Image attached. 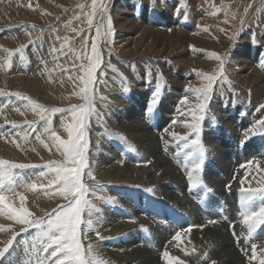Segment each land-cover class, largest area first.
Segmentation results:
<instances>
[{
	"label": "rangeland",
	"instance_id": "rangeland-1",
	"mask_svg": "<svg viewBox=\"0 0 264 264\" xmlns=\"http://www.w3.org/2000/svg\"><path fill=\"white\" fill-rule=\"evenodd\" d=\"M100 3L103 4V9H100ZM81 5L84 6L83 10ZM90 12L91 0H0V159L10 163L36 165V167L14 170L20 174L21 185L37 184L35 190H26L23 186L18 187V191L26 197L23 206L33 213L30 219L47 220L49 214H53L54 210L65 205L67 201L58 194H54L47 187L48 181L54 173L45 166L49 165L51 161L63 162L65 157L60 151H57L56 143L44 131L46 125L40 119L41 113L34 110V105L29 104V100L49 110L43 115L51 118L52 130L61 139L66 140L68 137L64 131V126L68 123H74L71 116L72 108L74 106L78 108L85 103L79 95L80 89L83 87L80 79L83 72L80 70V65H87L88 60L86 58L78 59L77 54L82 55L87 52L88 55H91L95 27L89 31V26L86 23V14ZM241 15L245 16L242 17ZM76 16H79L80 19H75ZM101 16L105 19L101 20ZM109 17L114 35L111 37L102 36L98 41V51L101 53L102 63L95 73V84L91 86L95 112L89 117L86 129L88 146L85 156L88 167L84 169L82 180L86 186H89L90 190L86 198L93 205L91 217L86 211L83 220L87 221L91 218L93 227L90 229L85 224L81 225V245L85 254L88 253V246L91 245L92 254L103 260L105 264H113L117 259L116 264H125L124 260L127 262L134 258L137 259H135L136 261L140 258L137 263L143 264L150 258L148 255L153 254L148 250L149 244L150 246L154 245L155 242L160 244V241L153 234L154 230L157 229L158 222L164 224L170 221L172 225L170 224L167 230H170V233L174 235L172 240L176 234L183 233V230L180 228L177 230L174 227L179 226L182 220L175 213L176 211L172 210L173 207L169 206H175L170 199L168 204L165 203L167 206L165 215L152 218L149 210L147 214H142L141 219L143 220H132L134 224L131 218L124 215L128 209L121 210V208L126 207L120 206L119 196L125 204L127 203L126 206L134 205L141 196L143 200L146 199L147 201L150 199L152 201L155 196L154 199L159 201L155 203L158 205L157 208H154L160 210L155 215H160L162 211V204L160 203L165 200L164 195L161 197L162 199L156 198L157 195L161 196L160 192L150 191L151 187L146 186L151 175V164L135 162V154L146 152L153 155L154 151L161 154L162 148L167 153L169 150L176 154L182 152L180 158L182 163L175 165L178 166L179 170L183 166L184 173L182 170L179 172L181 181L187 177L189 180L190 166L192 165L196 171L195 165L199 162H201V164L199 163L201 166L197 170L198 175L206 173L208 177L215 178L216 174V178L220 180V176L223 177L228 172L226 150L235 147V151L238 150V153L241 154L253 152L255 151L253 147L256 145L255 135L263 136L259 131V122L264 120V93L258 96L257 92L264 91L261 89L264 88L262 87L264 85V0H98V14L94 20V25H102L101 32L103 33L107 31V18ZM72 28H76L77 32H73ZM152 33L155 36L151 39ZM64 38L68 39V44L63 46V50H60ZM85 38L88 41L87 47L84 46ZM141 39L142 41H140ZM171 40L175 41L172 42ZM201 41L205 43L215 41V45H219L220 48L214 53L209 50L207 55L201 54V49L195 47V43L200 44ZM5 49L14 55L9 57L8 51ZM21 49L24 53L23 58L18 52ZM53 49L59 51H53ZM206 51L208 52L207 49ZM212 57H215L214 60ZM178 58L189 60L191 64H193L191 60L194 59V64L196 63L199 68H193L190 66L191 64L187 68L180 67V64L178 67ZM234 60L235 62H233ZM244 61L247 62L245 66ZM176 67L177 69L174 71ZM113 68L116 71H113ZM245 74L248 76L251 74V76L245 79L243 77ZM174 75H177L175 78L177 81L171 82ZM186 75L188 76L186 77ZM254 75L258 77L255 82ZM184 76L191 79L187 81ZM240 76L241 79L238 78ZM207 77H213V79L208 99L205 101L203 95L195 90L204 89L209 85ZM242 79L247 80L246 83ZM248 79L250 80L248 81ZM178 81L182 82V85L178 84ZM259 82L260 84H258ZM256 83L257 85H255ZM20 96L29 99L21 100ZM154 97L157 102L152 104ZM201 105H204L203 111ZM54 109L60 111L52 112ZM226 121L231 123L227 124ZM197 123H199L201 132L199 136L196 135V130L192 127ZM13 124L19 127H13ZM140 124L145 128L149 127L146 130L150 133L143 131L141 133L144 134L136 135L134 128L137 129ZM202 126L210 130L228 129V134L221 135L225 138L221 139L217 134L221 130L217 133H211L213 136L209 137L212 142L205 135ZM249 128H256L258 131L257 134H249L246 138L245 134L249 133ZM25 135H27V139L24 138ZM184 137L187 139H183ZM232 137L239 140L240 147L233 144V140H230ZM194 139H199L200 144L205 145L203 154L199 152V156L197 149L190 144L191 140ZM144 143H151L152 147L149 148ZM259 143L263 144L259 148L264 149V143L261 141ZM45 144L48 147H45ZM159 146L161 147L159 148ZM183 147L186 150L184 153ZM189 148L191 152L188 150ZM214 154L215 161L213 160ZM172 162L175 161L172 160ZM249 162L240 169L236 166L230 167L229 179L223 177L220 182L224 187L226 186L227 192L236 190L241 193L242 188H256V186H260L258 183H264V157L253 158ZM148 166L149 168H147ZM246 166L248 169L243 170ZM207 168L213 172L212 175L203 171ZM89 171L94 179L88 177ZM42 172L44 173L43 176L41 175ZM231 175L234 176L236 188L234 186L228 188L227 186L228 182H232ZM198 179L201 181L200 186L194 188V191L190 193L185 192L187 198L184 197V199L194 201L197 206L200 204L201 196L204 197V202L209 201L210 196V193L205 189L207 185H205L204 175ZM251 183H255L256 186L249 185ZM111 186L115 188L112 190ZM170 186L180 189L181 182L174 181ZM223 186L220 191H222ZM250 186L252 187L249 188ZM263 186L264 184L259 188ZM132 196L134 199H129ZM239 196L235 209L237 211V208H240V212H242V195ZM7 199L13 207H20L19 197L8 196ZM260 203L261 201L257 200L253 207L258 209ZM231 207L233 206L227 208H230L232 212ZM221 211L215 210L214 213L222 215ZM5 214L0 215V249L7 247L8 251L4 257L0 258V264H29L30 261L31 264H35L36 256L32 246L40 247V229L29 225H20ZM142 215L138 214V216ZM206 218H211V216L202 219ZM214 221V224L217 225L218 220ZM148 222H153V226ZM184 222L187 225L184 230L201 229V222L199 223L200 227L196 224L192 225L188 220H184ZM234 222L235 226L233 227L231 225ZM234 222L222 223V227L219 226V228L226 235L232 236L237 242V246H252V242L256 239L249 240V244L247 243L248 240L245 237H247L248 231L243 224V218L240 222ZM144 224L145 227H143ZM228 224H230L229 228ZM118 225L122 228L119 229ZM107 226L113 228L108 230ZM172 227L174 228L171 230ZM235 227H239V229L233 230ZM261 227L262 225L258 227L256 233L260 232ZM145 233L151 235L148 234L146 237ZM261 233L264 234V229ZM260 234L257 236L260 237ZM188 235L189 239L194 236L193 233ZM181 237L185 238L186 236L183 233ZM154 239L156 241H152ZM9 241H11L10 245ZM86 241L88 244L85 243ZM98 244L101 246L99 247ZM234 248V246L232 249L228 247L231 254L238 252L233 250ZM106 249L109 254L106 253ZM179 249L181 250V248ZM222 252L225 253L223 249ZM239 253L244 254V251L239 249ZM88 258L91 259V256ZM191 260L187 259L186 262L190 263ZM65 264H73V262L65 261ZM165 264L167 263L165 262Z\"/></svg>",
	"mask_w": 264,
	"mask_h": 264
},
{
	"label": "snow or ice",
	"instance_id": "snow-or-ice-1",
	"mask_svg": "<svg viewBox=\"0 0 264 264\" xmlns=\"http://www.w3.org/2000/svg\"><path fill=\"white\" fill-rule=\"evenodd\" d=\"M83 10L84 6H80ZM100 9H103V4L100 3ZM98 14V0H91V12L86 14V23L89 26V31L95 27V38L91 45V55L84 52L82 55L77 54V58H86L88 64L80 65V70L83 72L81 84L83 87L80 89L79 95L85 103L81 106L73 107L71 110V116L74 123H68L64 126V131L67 133V139H61L57 133L52 130V121L49 116L43 115L48 112V109L43 108L41 105L35 104V102L29 100V104L34 105V110H38L41 115L40 119L45 122L46 127L44 131L53 139L56 143L57 151L65 157L63 162L57 163L55 161L49 162L46 165L50 172L54 175L49 179L47 187L51 189L54 194H58L63 197L67 203L62 207L54 210L53 214H49L47 220L41 219H30L33 213L28 208L24 207L25 195L18 191V187L23 186L26 190H35L37 188L36 183L23 184L21 185V177L19 173L14 172L15 169H24L27 167H36V165H26L22 163H10L7 160L0 159V215L7 214L10 218L14 219L20 225H29L30 227L40 229V247L37 248L33 245V251L36 256L35 264H65V261L73 262V264H105V262L94 254H92V246H88V253L82 249L81 245V225L85 224L88 228H92V220L89 218L87 221L83 220V216L87 211L89 217H91L93 211V205L86 198L89 193V186H86L82 182L84 176V169L88 167L87 158L85 152L88 146L87 132L88 119L95 112L94 108V95L91 86L95 84V73L98 67L102 63L101 53L98 51V41L102 36L111 37L114 35L112 29L111 19L107 18V31L102 33V25H94V20ZM75 19L79 20L80 17L76 16ZM105 17L101 16V20ZM34 27V26H33ZM73 32H77L76 28H72ZM30 35V33H28ZM79 34V33H78ZM59 39V37H57ZM87 38L84 39V46L87 47ZM68 44V39L64 38V42L60 50H63V46ZM5 51H8L5 49ZM53 51H59L53 49ZM19 55L23 58V50H18ZM9 57L13 56L14 53L8 51ZM219 59V57H217ZM10 63V61H9ZM113 71H116L113 68ZM209 85L204 89L195 90L197 93H201L205 101L208 99V93L211 88V81L213 77H207ZM18 95V94H17ZM21 100H27L29 98L20 96ZM157 100L155 97L152 99V104H155ZM186 102V101H185ZM203 111L204 105H201ZM60 111L54 109L52 112ZM195 118V116H194ZM13 127H19L13 124ZM31 127V125H29ZM195 128L197 135L199 136L200 126L199 123L192 126ZM258 129L253 128L246 133V138L249 134H257ZM260 134H264V120L259 122ZM27 139V135L24 137ZM183 139H187L184 137ZM43 143V141H41ZM194 146L201 154L204 152L202 144L199 139L191 141ZM45 147H48L45 144ZM200 164L195 165V169L200 168ZM43 176L44 173L42 172ZM88 177L94 179V176L89 171ZM189 181L192 188L200 186L201 181L198 178L189 176ZM243 183V182H242ZM53 185H55L53 187ZM242 199L241 215L243 217V224L247 227L248 239L251 240L253 234L257 231L258 227L264 225V187L252 188V189H241ZM8 196L19 197L20 207H13L12 203L7 199ZM259 200L261 203L257 208L253 205ZM215 223V221H211ZM190 231V229H189ZM182 232L176 234L175 240L180 241ZM11 241H9V245ZM51 249V251H49ZM8 248L0 249V258L4 257ZM191 255V253H186ZM207 255L206 253L204 254ZM91 256V259L88 258ZM163 259L167 264H184V261L172 257L167 251L163 252ZM250 260L257 261V264H264V253L258 255L255 244L252 245V252ZM31 264V261L29 262Z\"/></svg>",
	"mask_w": 264,
	"mask_h": 264
},
{
	"label": "bare ground",
	"instance_id": "bare-ground-1",
	"mask_svg": "<svg viewBox=\"0 0 264 264\" xmlns=\"http://www.w3.org/2000/svg\"><path fill=\"white\" fill-rule=\"evenodd\" d=\"M227 4V3H226ZM217 5V4H216ZM220 5V4H219ZM225 5V4H224ZM234 6H235V4H234ZM174 7V6H173ZM223 8H225V6H222ZM221 7V8H222ZM238 7V6H237ZM236 7V8H237ZM222 8V9H223ZM235 8V7H234ZM242 8V7H241ZM229 9H230V6H229ZM225 10V9H224ZM225 12V11H224ZM228 12V11H227ZM227 12H226V14H227ZM223 13V12H222ZM224 14V13H223ZM230 14V13H229ZM241 14V13H240ZM240 14H239V16H240ZM231 15V14H230ZM238 15V14H237ZM225 16H227V15H225ZM242 16V15H241ZM243 16H245V15H243ZM242 16V17H243ZM224 17V16H223ZM230 17V16H229ZM225 18V17H224ZM230 19V18H229ZM234 20V19H233ZM241 25V24H240ZM234 26V25H233ZM239 26V25H238ZM144 28V27H143ZM142 28V29H143ZM196 29V28H195ZM230 29V28H229ZM142 31V30H141ZM140 31V32H141ZM145 31V30H144ZM143 31V32H144ZM142 32V34L144 35V33ZM231 32V31H230ZM103 33V32H102ZM153 33H155V32H153ZM152 33V37H150V36H148V37H150L151 39L153 38V36H155L154 34ZM160 33V32H159ZM158 33V34H159ZM184 33V32H183ZM146 34H147V32H146ZM149 34V33H148ZM157 34V33H156ZM232 34H234V33H232ZM150 35V34H149ZM189 35V34H188ZM147 36V35H146ZM181 36V35H180ZM190 36V35H189ZM205 36V35H204ZM182 37V36H181ZM141 38H142V36H141ZM145 38V37H144ZM160 38V37H159ZM177 38V37H176ZM191 38H194V37H191ZM178 39V38H177ZM186 39V38H185ZM188 39V41H189V38H187ZM102 40V39H101ZM144 40V39H143ZM166 40H167V38H166ZM140 41H142V39L140 40ZM145 41V40H144ZM147 41V40H146ZM157 41V40H156ZM160 41H161V39H160ZM169 41H170V39H169ZM172 42H174L175 40H171ZM179 41V40H178ZM191 41V40H190ZM197 41V40H196ZM154 42H155V40H154ZM162 42H163V40H162ZM217 42V41H216ZM169 43V42H168ZM178 43V42H177ZM200 44H197V43H195V47H198V49H201V54H208L209 53V50L210 51H212L213 53L214 52H216V51H218L219 50V48H220V46L219 45H215L216 43H215V41H211V42H208V43H205V42H203V41H201V42H199ZM167 44V43H166ZM181 44V43H180ZM183 44V43H182ZM217 44H218V42H217ZM229 44V43H228ZM227 44V45H228ZM242 44V43H241ZM146 45V44H145ZM164 45V44H163ZM169 45V44H168ZM172 45V44H171ZM178 45V44H177ZM240 45V44H239ZM166 46V45H165ZM170 46V45H169ZM173 46V45H172ZM180 46V45H179ZM192 46H194V45H192ZM244 46V45H243ZM242 46V47H243ZM144 47V46H143ZM148 47H149V45H148ZM188 47V46H187ZM241 47V46H240ZM131 48V47H130ZM169 48V47H168ZM183 48H185L184 46H183ZM182 48V49H183ZM243 48H245V47H243ZM161 49V48H160ZM169 49H172L171 47L169 48ZM206 49L208 50V52L206 51ZM222 49V48H221ZM166 50V49H165ZM168 50V49H167ZM179 50V49H178ZM243 50V49H242ZM158 51H161V50H158ZM182 51V50H181ZM189 51V50H188ZM183 52H184V50H183ZM232 52V51H231ZM230 52V53H231ZM162 53V52H161ZM165 53H166V51H165ZM211 53V52H210ZM164 54V53H163ZM179 54V53H178ZM182 54V53H181ZM215 55H216V53H215ZM236 55V54H235ZM164 56V55H163ZM166 56V55H165ZM172 56V55H171ZM170 56V57H171ZM174 56H175V53H174ZM225 56V55H224ZM245 56V55H244ZM186 57V56H185ZM205 57H207V56H205ZM155 58V57H154ZM208 58V57H207ZM215 58V57H214ZM214 58L212 57V60H214ZM252 58H253V56H252ZM179 59V58H178ZM236 59V58H235ZM246 59V58H245ZM105 60V59H104ZM211 60V61H212ZM237 60V59H236ZM191 61H193L192 63L193 64H191L190 62H189V60H185L184 58H182V59H179L177 62H178V67H179V64H180V67H182V68H187L188 67V65L189 64H191L190 66H192L193 68H199V66L198 65H196V63L194 64V59L193 60H191ZM210 61V62H211ZM177 62L175 61V63L177 64ZM233 62H235V60L233 61ZM238 62V61H237ZM245 62V61H244ZM142 63V62H141ZM162 63V62H161ZM164 64H165V62H163ZM174 63V64H175ZM240 64V63H239ZM247 64V62H245L244 63V66ZM173 65V64H172ZM175 66V65H174ZM203 66V65H202ZM251 66V65H250ZM192 67H190V69H192ZM203 67H205V66H203ZM200 68H202V67H200ZM206 68V67H205ZM212 68V67H211ZM245 68H247V67H245ZM244 68V69H245ZM155 69V68H154ZM176 69H177V67L175 68V70L174 71H176ZM158 71V70H157ZM214 71V70H213ZM143 73V72H142ZM184 73V72H183ZM216 73V72H215ZM224 73V72H223ZM132 74V73H131ZM169 74V73H168ZM188 75H189V73H187ZM194 74V73H193ZM237 74V73H236ZM235 74V75H236ZM242 74V73H241ZM135 75V74H134ZM172 75V74H171ZM171 75H170V78H171ZM185 75V74H184ZM188 75H186V77L188 76ZM192 75V74H191ZM228 75V74H227ZM231 75V74H230ZM164 76V75H163ZM169 76V75H168ZM176 76L177 75H174V76H172L173 77V80L171 79V82H175V78H176ZM190 76V75H189ZM233 76V75H232ZM231 76V77H232ZM249 76H251V74L249 75ZM248 75H244L243 77L245 78V79H247V77H249ZM234 77V76H233ZM236 77V76H235ZM169 78V77H168ZM184 78H185V76H184ZM196 78V77H195ZM226 78V77H225ZM239 79H241V76L240 77H238ZM179 79V78H178ZM185 79H187V78H185ZM189 79H191V78H188L187 79V81L189 80ZM236 79V78H235ZM238 79V80H239ZM250 79H251V77H250ZM250 79H248V81L250 80ZM253 79H254V82L258 79V77L256 76V75H254L253 76ZM97 80V79H96ZM169 80V79H168ZM234 80V79H233ZM243 80V79H242ZM241 80V81H242ZM261 80V79H260ZM264 80V79H263ZM177 81V80H176ZM185 81V80H184ZM186 81V82H187ZM245 83H246V81L245 80H243ZM240 82V81H239ZM180 82L178 81V84H179ZM182 83V82H181ZM180 83V84H181ZM241 83V82H240ZM258 84H260V82L258 83ZM182 85V84H181ZM255 85H257V83L255 84ZM253 86V85H252ZM192 87V86H191ZM262 87H264V85L262 86ZM253 89V88H252ZM260 89V88H259ZM262 90H264V88H261ZM260 89V90H261ZM109 90V89H108ZM120 90V89H119ZM142 90V89H141ZM182 90V89H181ZM101 91V90H100ZM173 92H174V90H173ZM106 93V92H105ZM176 93V92H175ZM254 93H255V89H254ZM264 93V91H258L257 92V95L259 96H261L262 94ZM177 94V93H176ZM112 96V95H111ZM110 96V97H111ZM257 97V96H256ZM109 99V98H108ZM259 99H260V97H259ZM177 100V99H176ZM262 100V99H261ZM57 101V100H56ZM114 101V100H113ZM115 102V101H114ZM174 102V101H173ZM226 102V101H225ZM189 103H191V102H189ZM252 104V103H251ZM117 107V106H116ZM136 107V106H135ZM220 108H222V107H220ZM234 108V107H233ZM124 109V108H123ZM209 110V109H208ZM222 110V109H221ZM225 110V109H224ZM223 110V111H224ZM228 110V109H227ZM115 111V110H114ZM188 111V110H187ZM198 111V110H197ZM118 112H120V111H118ZM179 112V111H178ZM226 112H228V111H226ZM189 113V112H188ZM219 113V112H218ZM244 113V112H243ZM242 113V114H243ZM120 114V113H119ZM123 114V113H122ZM128 114V112L126 113V115ZM135 114H136V112H135ZM168 114V113H167ZM195 114V113H194ZM197 114V113H196ZM249 114V113H248ZM251 114H252V112H251ZM124 115V114H123ZM219 115V114H218ZM226 115V114H225ZM229 115V114H228ZM227 115V116H228ZM232 115V114H231ZM189 116V115H188ZM187 116V117H188ZM235 116H237V115H235ZM255 116V115H254ZM190 117H192V116H190ZM213 118H214V116H212ZM221 117H222V115H221ZM238 117H240V116H238ZM139 118H141V117H139ZM197 118V117H196ZM216 118H218V117H216ZM228 118V117H227ZM244 118H245V116H244ZM247 118H248V116H247ZM256 118V117H255ZM174 119V118H173ZM224 119V118H223ZM233 119V118H232ZM234 119L236 120V118L234 117ZM250 119V118H249ZM252 119V118H251ZM127 120V119H126ZM216 120V119H215ZM247 120V119H246ZM121 121H123V120H121ZM214 121V120H213ZM243 121V120H242ZM248 121V120H247ZM124 122H125V120H124ZM180 122V121H179ZM187 122V121H186ZM235 122H237V121H235ZM68 123V122H67ZM123 123V122H122ZM146 123V122H145ZM144 123V124H145ZM210 123V122H209ZM224 123V122H223ZM225 123H227V121L225 122ZM229 123H231V122H229ZM229 123H227V124H229ZM239 123V122H238ZM242 123V122H241ZM252 123V122H251ZM214 124V123H213ZM188 125V124H187ZM124 126L126 127V124H124ZM155 126V125H154ZM236 126V125H235ZM205 127V126H204ZM203 126H202V130L205 132V135H207L208 136V138H209V140H211L210 139V137L209 136H213L211 133H217V132H219V130H221L219 133H217L219 136H220V138L221 139H225V138H223L221 135H223V134H228V129H225V130H222V129H219V128H216V129H219V130H210V129H206V128H204ZM207 127V126H206ZM210 127V126H209ZM146 128H149V127H146ZM146 128L143 126V125H139L138 126V128L137 129H135L134 128V130H135V132H136V135H139L141 132H143V131H146L147 133H150V131H148V130H146ZM121 129H123V128H121ZM170 129V128H169ZM236 129V128H235ZM242 129V128H241ZM250 129V128H249ZM125 130V129H124ZM244 130V129H243ZM242 130V131H243ZM128 131V130H127ZM158 131V130H157ZM193 131V130H192ZM231 131V130H230ZM120 132H122V131H120ZM132 132V131H131ZM196 132V131H195ZM119 133V132H118ZM188 133V132H187ZM194 133V132H193ZM201 132H199V134H200ZM203 133V132H202ZM235 133V132H234ZM234 133H232V134H234ZM238 134H239V132H237ZM132 134V133H131ZM142 134H144V133H141V135ZM242 134H243V132H242ZM196 135H197V132H196ZM195 135V136H196ZM236 135V134H235ZM259 135V134H258ZM258 135H255V142H256V145H255V147H253V149L255 150V151H249V152H244V153H238V150H236L235 151V147H234V149L233 148H229V150L227 149L226 151V158L228 159V172L226 173V175L224 176V177H227L228 179H229V173H230V167H232V166H236V167H238L239 169H240V167H242V166H245L246 164H247V162H249L251 159H253V158H255V159H260V158H263L264 157V149H260L259 147L260 146H262L263 144L262 143H259L260 141L261 142H263L264 143V134H263V136H260L259 135V137H258ZM123 136V135H122ZM134 136V135H133ZM160 136V135H159ZM233 136V135H232ZM240 136V135H239ZM242 136V135H241ZM151 137V136H150ZM230 137V136H229ZM235 137V136H234ZM234 137H232V138H230V140H233V144L235 145V146H238L239 145V147H240V145H241V143H239V140H237V139H235ZM28 138V137H27ZM126 138V137H125ZM165 138V137H164ZM174 138V137H173ZM195 138V137H194ZM154 139V138H153ZM161 139V138H160ZM181 140V139H180ZM206 140V139H205ZM214 140V139H213ZM12 141V140H11ZM192 141V140H191ZM212 141V140H211ZM259 141V142H258ZM210 142V141H209ZM213 142V141H212ZM235 142H236V144H235ZM107 143H108V141H107ZM126 143H127V141H126ZM132 143V142H131ZM155 143V142H154ZM162 143H163V141H162ZM190 143V142H189ZM188 143V144H189ZM146 146H148L149 148H151L152 147V144L151 143H144ZM191 144V143H190ZM211 144V143H210ZM123 145V144H122ZM183 145V144H182ZM181 145V146H182ZM185 145V144H184ZM204 145V144H203ZM112 146V145H111ZM117 146V145H116ZM143 146V145H142ZM205 146V145H204ZM203 146V147H204ZM215 146V145H214ZM218 146V145H217ZM114 147V146H113ZM161 146H159V148H160ZM188 147V146H187ZM190 147V146H189ZM213 147V146H212ZM238 147V148H239ZM144 148V147H143ZM184 148L185 147H183V150H184ZM135 149V148H134ZM196 149V148H195ZM117 150V149H116ZM130 150V149H129ZM173 150H175V149H173ZM189 151H190V148L188 149ZM216 150V149H215ZM214 150V151H215ZM112 151V150H111ZM181 151V150H180ZM186 150H184L183 151V153L185 152ZM246 151V150H245ZM123 152V151H122ZM191 152V151H190ZM196 152V151H195ZM197 154H198V156H199V151L197 150ZM212 152V151H211ZM160 153L162 154H159V152H157V151H154V154L152 155V154H149V153H143V152H140L139 154H135L136 155V158H135V162L137 161V162H141V164L142 163H150L151 164V175H150V177H149V179H148V181L149 182H147L146 183V186L147 187H151L150 188V191H158V192H160V194H161V196H158L157 195V197L156 198H160V199H162L161 197H163V195H164V201H163V203L161 202L160 204H162V211H161V213H160V215H155L157 212L159 213V211L160 210H157V209H155L154 207H156V206H158V205H155V203H157L158 201H156L155 199H154V197L152 198V201H151V199H150V201H147L146 199L145 200H143L142 199V196L139 198V199H137L136 200V203L134 204V205H128V206H126V204L124 203V201H123V199L119 196L118 197V200H119V204H120V206H123V207H126V208H121V210H123V211H125V209H128V210H126V211H128V212H126V213H124V215H126L128 218H131V221L132 220H134V219H141L142 217H143V215L142 214H147V212L150 210V214H151V217L153 218V217H159V216H161V215H165V213H166V204H168L170 201H169V199L172 201V203L175 205V206H172V205H169V206H171V207H173V209L172 210H174V211H176L175 213L180 217V219L182 220V222H181V224L179 225V226H174V227H176L177 228V230H178V228H180V229H182L183 230V233H184V236H186L185 238L183 237H181V240L180 241H177V240H172V237L174 236L173 234H171L170 233V230H167L168 229V226L171 224L170 223V221H167V222H165L164 224L163 223H161V222H158L157 223V229H155L154 230V232H153V234H154V236L158 239V241H160V244H156V242L154 243V245H152V246H150V244L149 243H146L147 245L149 244V251L150 252H152L153 254H147L150 258L149 259H147L143 264H165V260L163 259V256H162V254H163V252L164 251H167L168 253H169V255L170 256H172V257H175V258H178V259H180V260H182V261H184V264H257V261H255V260H250V257H251V252H252V246H247V245H240V246H237L236 245V241L232 238V236H230V235H226L224 232H222V229H220L219 228V226H221L222 227V223H225V224H227V223H231V222H234V221H237V222H240L241 221V218H239V212H240V208H237V211H236V203H238V202H236V201H238L239 200V198H240V194L242 195V193H240L239 191H236V190H231L230 192H231V194L230 195H228V192L225 190V187L223 186V184H221V183H219V184H215V182L216 181H218V178H214V177H208L207 175H206V173H200L199 175H198V173H197V170H199V169H196V171L194 170V168H193V166L191 165L190 166V174L193 176V177H195V178H201L203 175H204V177H205V180H206V184L205 185H207L206 186V190L210 193V196H209V198H208V200L209 201H205L204 202V197L203 196H201L200 198V204L197 206L195 203H194V201H191V200H188V199H186L187 197H186V194H185V192H187V193H190V192H192V191H194V188H192L191 187V184H190V182H189V180L186 178L185 180H183V181H181V179H180V177L181 176H179V172L182 170V167L180 168L181 170H179V168H178V166H175L177 163L178 164H181L182 163V161H180V158L182 157L181 155V153L182 152H178L177 154L176 153H174V152H172V151H170L169 150V153H167L166 152V150L164 149V148H162V150H160ZM167 153V154H166ZM187 153V152H186ZM112 154V153H111ZM170 154V155H169ZM188 154V153H187ZM192 154V153H191ZM196 154V153H195ZM220 153H218V155H219ZM209 156H210V154H208ZM212 155V154H211ZM221 155V154H220ZM100 156V155H99ZM105 156V155H104ZM119 156V155H118ZM205 156V155H204ZM217 156V155H216ZM102 157V156H101ZM111 157V156H110ZM119 157H121V156H119ZM173 157V158H172ZM192 157V156H191ZM113 158V157H112ZM185 158V157H184ZM206 158V157H205ZM211 158V157H210ZM217 158V157H216ZM110 159V158H109ZM109 159H108V161H109ZM156 159V160H155ZM198 159V158H197ZM196 159V160H197ZM152 160H153V164H152ZM172 160L173 161H175V162H172ZM182 160V159H181ZM186 160V159H185ZM195 160V161H196ZM210 160H212V159H210ZM213 160L215 161V154H214V157H213ZM212 160V161H213ZM217 160H219V159H217ZM216 160V161H217ZM43 161V160H42ZM206 161H208V160H206ZM112 162V161H111ZM198 162V161H197ZM99 163V162H98ZM127 163H129V162H127ZM200 164H201V162H199ZM214 163V162H213ZM217 163V162H216ZM130 164V163H129ZM224 164V163H223ZM255 164V163H254ZM184 165V164H183ZM142 166V165H141ZM128 167V166H127ZM209 167V166H208ZM28 168V167H27ZM124 168V167H123ZM130 168V167H129ZM147 168H149V166L147 167ZM222 168V167H221ZM227 168V167H226ZM107 169V168H106ZM244 169H248V167L246 166V167H244L243 168V170ZM185 170V169H184ZM226 170V169H225ZM224 170V171H225ZM232 170V169H231ZM234 170V169H233ZM149 171V170H148ZM183 171V170H182ZM187 171V170H186ZM203 171H205V172H207V173H213L212 171H210L208 168L207 169H204ZM219 171H220V169H219ZM233 172V171H232ZM237 172H238V170H237ZM136 173V172H135ZM183 173H184V171H183ZM182 173V174H183ZM234 174V173H233ZM126 175V174H125ZM188 175H189V173H188ZM212 175V174H211ZM224 175V174H223ZM144 176V175H143ZM187 176V175H186ZM222 176V175H221ZM141 177H142V175H141ZM240 177V176H239ZM185 178V177H184ZM237 178V177H236ZM113 179V178H112ZM142 179H143V177H142ZM231 179H234V176L233 175H231ZM140 181V180H139ZM143 181H144V179H143ZM146 181V180H145ZM178 182V183H180L181 182V187H180V189H176V188H174V187H172V186H170V184L171 183H173V182ZM111 182V181H110ZM223 182V181H222ZM260 182V181H259ZM229 183V182H228ZM236 183V182H235ZM224 184H226V183H224ZM239 184V183H238ZM260 186L261 185H263L264 183H258ZM139 185V184H138ZM141 185V184H140ZM145 185V184H144ZM178 185V184H177ZM223 186V189H221L222 191H220V188ZM249 185H252V186H256V184L255 183H251V184H249ZM107 186V185H106ZM142 186V185H141ZM140 186V187H141ZM252 186H250L249 188H251ZM260 186H256V188H259ZM112 187V186H111ZM139 187V186H138ZM235 187V186H234ZM264 187V186H263ZM115 187L113 186L112 187V190L114 189ZM120 188V187H119ZM135 188V187H134ZM236 188V187H235ZM234 188V189H235ZM121 189H122V187H121ZM237 189H238V187H237ZM252 189V188H251ZM144 190V189H143ZM147 190V189H146ZM144 193V192H143ZM145 194V193H144ZM146 196V195H145ZM232 196V197H231ZM184 197H186L185 199H184ZM137 198V197H136ZM145 198V197H144ZM213 200H211V199ZM129 199H134V197L132 196L131 198H129ZM205 200H207V199H205ZM162 201V200H161ZM225 202V203H224ZM166 203V204H165ZM226 203H229L231 206H233V207H231V209H232V212L230 211V208L228 209L227 207L229 206L228 204H226ZM131 204V203H130ZM146 204V205H145ZM152 204H154L155 206H153ZM163 204H165V205H163ZM197 204H198V201H197ZM210 205H212V206H210ZM239 205V204H238ZM204 206V207H203ZM200 208L201 209V207H203L205 210H207L208 208L210 209H208L207 211H209V212H211L212 213V216H211V218H206V219H202V218H205L204 216H202V215H209V213H207L206 211V213H197L195 210H196V208ZM211 207H213V209H211ZM157 208V207H156ZM213 210V211H212ZM215 210H222L221 211V213H222V215L220 214L219 215V213L216 215L215 213H214V211ZM122 212V211H121ZM138 214H140V215H142V216H138ZM6 215V214H5ZM111 216V215H110ZM35 217V216H34ZM145 217V216H144ZM114 218H116V217H114ZM148 219H150V218H148ZM155 219V218H154ZM110 220V219H109ZM127 220V219H126ZM141 220H143V219H141ZM146 220V219H145ZM156 220H158L157 218H156ZM184 220H188L189 222H191V224L192 225H198L199 226V223L201 222V229L200 230H184L185 228H186V226L187 225H185V222H184ZM214 220H218L217 222H218V224L217 225H215L214 223H212L211 221H214ZM8 221V220H7ZM150 221V220H149ZM130 222V221H129ZM146 222V221H145ZM132 223H133V221H132ZM151 226H153V222H148ZM134 224V223H133ZM141 224V223H140ZM139 224V225H140ZM142 224H143V222H142ZM239 224V223H238ZM121 225V224H120ZM120 225H118L119 226V229H120V227L122 228V226H120ZM137 225H138V223H137ZM172 225V224H171ZM115 226V225H114ZM131 226V225H130ZM143 226V225H142ZM198 226H197V228H198ZM225 226V225H224ZM229 226H230V224H228V228H229ZM105 227V226H104ZM138 227V226H137ZM143 227H145V224H144V226ZM142 227V228H143ZM174 227H172L171 228V230L174 228ZM200 227V226H199ZM102 228V227H101ZM107 228H108V226H107ZM109 228H110V226H109ZM109 228H108V230H109ZM111 228H113L112 226H111ZM110 228V229H111ZM118 228V227H117ZM116 228V229H117ZM151 227H149V229H150ZM164 228H166V229H164ZM140 229V228H139ZM139 229H136V230H139ZM147 229H148V227H147ZM238 230L239 229V227H235L233 230ZM118 230V229H117ZM126 230V229H125ZM124 230V231H125ZM144 230V229H143ZM146 230V229H145ZM151 230V229H150ZM149 230V231H150ZM162 230V231H161ZM121 231V230H120ZM160 231L162 232L161 234H160ZM227 231V230H226ZM113 232V231H112ZM115 232V231H114ZM113 232V233H114ZM141 232H142V230H141ZM140 232V233H141ZM144 232V231H143ZM151 232V231H150ZM173 232H174V230H173ZM128 233V232H127ZM137 233V232H136ZM189 233H193V238L192 239H189ZM243 233V232H242ZM261 232H258V233H254L253 234V236H255V237H252V239H256V240H254L253 242H252V245L253 244H255V246H256V250H257V253H258V255L259 254H261V253H264V248H263V246H264V234L263 233H261ZM103 234V233H102ZM122 234V233H121ZM148 234H150V233H147V235H146V233H145V235H146V237L148 236ZM187 234V235H186ZM258 234H260V237H258L257 235ZM100 235V234H99ZM143 235V234H142ZM151 235V234H150ZM242 235V234H241ZM91 236V235H90ZM126 236V235H125ZM192 236V235H191ZM121 237V236H120ZM91 238V237H90ZM104 238H106V237H104ZM150 238V237H149ZM248 241H247V243L249 242V239H248V235H247V237H245ZM244 238V239H245ZM98 239V238H97ZM100 239V238H99ZM103 239V238H102ZM116 239V238H115ZM185 239V240H184ZM243 239V240H244ZM251 239V240H252ZM90 240V239H89ZM95 240V239H94ZM189 242H188V241ZM242 240V241H243ZM142 241V240H141ZM144 241H146V240H144ZM152 241H156L155 239L154 240H152ZM187 242V243H186ZM85 243H87V241L85 242ZM94 243V242H93ZM88 244V243H87ZM108 244V243H107ZM123 244V243H122ZM132 244V243H131ZM141 244V243H140ZM145 244V245H146ZM182 244H185V245H187L186 247H184V245H182ZM249 244V243H248ZM139 245V244H138ZM160 245H162V246H160ZM98 246L100 247L101 246V244L99 245L98 244ZM232 246H234L235 248L233 249V250H236V251H238V252H232L233 254H231V252L228 250V247H230L231 249H232ZM98 247V248H99ZM130 247H131V245H130ZM139 247V246H138ZM96 248V247H95ZM106 248V247H105ZM109 248H111V247H109ZM133 248H136V247H133ZM179 248H181V250L179 249ZM97 249V248H96ZM137 249V248H136ZM222 249H223V251L225 252V253H223L222 252ZM239 249H242L243 251H244V254H240L239 253ZM102 250V249H101ZM107 250V249H106ZM113 250V249H112ZM117 250V249H116ZM127 250H128V248H127ZM139 250V249H138ZM133 251V250H132ZM137 251V250H136ZM182 252V254H181V252ZM103 252H105L104 250H103ZM108 252V250L106 251V253ZM128 252V251H127ZM143 252V251H142ZM97 253V252H96ZM120 253V252H119ZM123 253L125 254V252L123 251ZM130 253V252H129ZM186 253H191V255H188V254H186ZM207 254L206 256L204 255V254ZM107 254H109V253H107ZM111 254V253H110ZM127 254V253H126ZM132 254V253H131ZM139 254V253H138ZM141 254V253H140ZM144 254V253H143ZM112 255V254H111ZM133 255V254H132ZM113 256V255H112ZM112 256H110V257H112ZM120 256H121V254H120ZM140 256V255H139ZM119 257V256H118ZM127 257V256H126ZM143 257V256H142ZM146 257V256H145ZM113 258V257H112ZM120 258V257H119ZM128 258H130V257H128ZM132 258V257H131ZM115 259V258H114ZM113 259V260H114ZM136 258H134V259H129V261H125L124 260V262H125V264H138L137 262L139 261V259H138V261H136L135 260ZM162 259V260H161ZM187 259H192L191 261H192V263H191V261H190V263H187L186 262V260ZM122 260V259H121ZM120 260V261H121ZM127 260V259H126ZM142 260V259H141ZM115 261V260H114ZM116 261H118V259L116 260ZM115 261V262H116ZM115 262H113V264L115 263ZM121 263H123L122 261H121ZM167 263V262H166ZM116 264V263H115ZM118 264V263H117Z\"/></svg>",
	"mask_w": 264,
	"mask_h": 264
}]
</instances>
